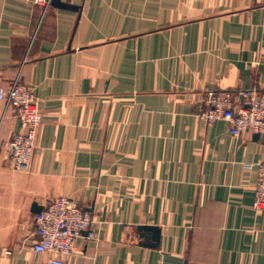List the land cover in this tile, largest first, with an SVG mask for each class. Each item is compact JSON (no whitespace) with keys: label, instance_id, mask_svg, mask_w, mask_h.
<instances>
[{"label":"crops","instance_id":"1","mask_svg":"<svg viewBox=\"0 0 264 264\" xmlns=\"http://www.w3.org/2000/svg\"><path fill=\"white\" fill-rule=\"evenodd\" d=\"M62 1L79 8L0 0V82L43 114L18 169L0 102V264L45 259L35 204L62 196L93 216L67 264H264V133L199 116L208 90L264 92V0Z\"/></svg>","mask_w":264,"mask_h":264},{"label":"built area","instance_id":"2","mask_svg":"<svg viewBox=\"0 0 264 264\" xmlns=\"http://www.w3.org/2000/svg\"><path fill=\"white\" fill-rule=\"evenodd\" d=\"M42 7L52 0H26ZM0 102L12 107L20 121L19 131L8 142L9 162L18 169L27 168L34 154L38 132L43 122L42 111L36 105L31 87L18 76L10 85L0 82ZM206 108L200 111V119L206 125L217 120L230 122L229 131L234 136L243 132L264 133V92H252L246 104L236 105L233 92L212 89L206 92ZM257 181L253 208L264 212V161L257 164ZM36 238L34 252L45 255L40 264H67L78 237L90 229L93 216L70 198L62 196L51 200L35 215Z\"/></svg>","mask_w":264,"mask_h":264},{"label":"water","instance_id":"3","mask_svg":"<svg viewBox=\"0 0 264 264\" xmlns=\"http://www.w3.org/2000/svg\"><path fill=\"white\" fill-rule=\"evenodd\" d=\"M52 4L55 6H60V7L79 8V6H74L72 4L64 2L62 0H52ZM34 209H36V211L38 213L43 209V207L35 204ZM139 229L152 230L154 232L153 235L150 236L152 238V242H148V245L156 246L158 244V242L160 240V231L158 228H156L155 226L144 225V226H140Z\"/></svg>","mask_w":264,"mask_h":264}]
</instances>
